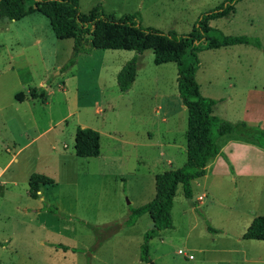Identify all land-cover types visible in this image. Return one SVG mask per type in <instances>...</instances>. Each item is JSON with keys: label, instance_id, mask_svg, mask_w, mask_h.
Segmentation results:
<instances>
[{"label": "rangeland", "instance_id": "obj_1", "mask_svg": "<svg viewBox=\"0 0 264 264\" xmlns=\"http://www.w3.org/2000/svg\"><path fill=\"white\" fill-rule=\"evenodd\" d=\"M221 1L78 0V10L100 5L106 14L136 13L143 26L186 33ZM209 23L255 37L260 48L200 51L199 92L215 99L214 115L264 129V0H239L233 13ZM134 56L135 76L122 92L115 75ZM175 78V64H155L149 49H93L74 58L71 38H55L37 11L0 21V264H145L139 245L151 218L123 220L154 196L156 173L185 163L186 109ZM39 87L45 100L29 98ZM82 126L99 134L94 157L74 154ZM227 139L220 160L205 164L204 174L211 171L191 182V198L176 186L171 227L147 242L153 264H264V240L242 238L264 215V149L225 134L219 150ZM30 173L53 182L31 197ZM44 204L58 212L36 211Z\"/></svg>", "mask_w": 264, "mask_h": 264}, {"label": "trees", "instance_id": "obj_2", "mask_svg": "<svg viewBox=\"0 0 264 264\" xmlns=\"http://www.w3.org/2000/svg\"><path fill=\"white\" fill-rule=\"evenodd\" d=\"M239 0H222L214 8L199 14L192 28L186 33L162 31L143 26L136 13L113 16L103 12L100 5L86 14L79 12L78 0H0V21L17 20L35 11L49 23L55 38L72 40V55L88 54L93 49H122L135 53L149 49L155 64L172 62L176 68V90L182 106L186 109L185 163L180 167L164 170L154 175V196L147 202L131 208L123 220L132 225L143 213L151 218V228L143 233L139 245V258L145 264H153L148 256L147 242L161 230L171 227L170 210L174 192L180 185L184 198H191V182L204 174L205 164L221 154L217 139L225 134L246 138L264 149V129L244 120L228 121L212 113L215 99L203 96L195 74L199 65L198 53L235 45L260 48L257 38L246 35L224 34L210 26V21L234 12ZM264 52V51H263ZM72 62V59L69 60ZM135 56L127 60L115 75L117 88L128 90L135 76ZM31 99L45 100L43 89L30 88ZM99 134L88 127H77L74 132V154L78 157H94L98 154ZM223 156V154H221ZM50 177L30 173L28 194L37 195L39 185L51 184ZM50 212L57 209L43 206ZM213 231V229H210ZM244 239L264 240V215L254 217L242 234ZM66 248V247H65Z\"/></svg>", "mask_w": 264, "mask_h": 264}, {"label": "crops", "instance_id": "obj_3", "mask_svg": "<svg viewBox=\"0 0 264 264\" xmlns=\"http://www.w3.org/2000/svg\"><path fill=\"white\" fill-rule=\"evenodd\" d=\"M83 127V126H82ZM229 141H231L230 139H227L226 141H225V143H224V145L222 146V148L219 150L220 152H221V150L222 151H224V148L229 144V143H231V142H229ZM225 153V152H224ZM227 154V153H226ZM220 154H217V155H215L214 157H213V161H216V160H220L219 159V156ZM228 156V155H227ZM218 166V165H217ZM217 166L214 168V169H212V171L213 170H215L216 168H217ZM210 172L211 171V168L209 167V169H207V172ZM207 172H205V174H203V175H206V173ZM44 175V174H43ZM1 184V183H0ZM37 193H38V191H37ZM45 206H46V204H44ZM48 206V205H47ZM43 206H41L40 208H37V210L36 211H39V209H41ZM66 248H67V250H68V248L70 247V246H66V245H64ZM186 258V257H185Z\"/></svg>", "mask_w": 264, "mask_h": 264}, {"label": "built area", "instance_id": "obj_4", "mask_svg": "<svg viewBox=\"0 0 264 264\" xmlns=\"http://www.w3.org/2000/svg\"><path fill=\"white\" fill-rule=\"evenodd\" d=\"M177 253L183 254L181 250H177ZM187 259H190L192 256L190 254L184 255Z\"/></svg>", "mask_w": 264, "mask_h": 264}]
</instances>
